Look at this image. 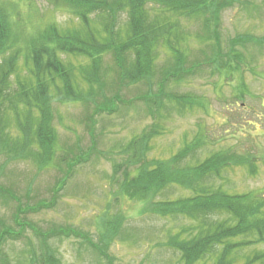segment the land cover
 <instances>
[{
	"label": "trees",
	"instance_id": "obj_1",
	"mask_svg": "<svg viewBox=\"0 0 264 264\" xmlns=\"http://www.w3.org/2000/svg\"><path fill=\"white\" fill-rule=\"evenodd\" d=\"M20 1L30 11L35 8L31 0ZM49 1L71 15L66 26L54 20L28 25L17 11V0H0V155L6 160L32 159L42 169H59L67 161V154L57 155L51 108L55 100H81L93 104L95 110H106L112 96L143 82L147 95H139L149 108L155 110L164 103L176 109L205 108L203 96L179 94L170 88L203 66L216 72L221 81L241 73L240 53L233 47L237 41L231 39L224 51L216 27L220 11L240 0ZM123 13L126 15L119 20ZM189 18H200L203 31L186 29L182 20ZM235 38L242 46H264V36L247 33ZM192 42L199 44L202 58H191ZM105 55L111 58L110 64H105ZM153 79L157 89L149 92ZM242 84L235 85V91H241ZM145 135L143 132L122 150L129 153L126 161L134 168H125L119 181L113 179L115 202L143 201L157 215L185 218L187 223L171 231L163 243L178 252L181 264L263 263L264 251L254 246L264 245V195L259 190H228L217 180H223L224 171L235 166H243L251 175L257 173L259 160L264 165V148L255 153L220 150L196 162L193 155L205 144V137L195 135L170 158L147 161ZM2 168L0 165V175ZM59 185L51 187L49 199L24 207L14 191L0 182L1 202L7 206L17 202L11 214L19 227V231H11L0 216V264H88L63 261L55 243L72 237L94 251L97 258L89 264H114L106 252L108 242L119 232V212L99 215L103 220L102 224L96 221L97 241L71 226L52 224L44 229L20 222L18 214L28 207L36 211L54 207ZM174 186L187 195L174 197L169 190ZM26 227L36 242L22 240L25 244L14 254L7 240L19 239Z\"/></svg>",
	"mask_w": 264,
	"mask_h": 264
},
{
	"label": "rangeland",
	"instance_id": "obj_2",
	"mask_svg": "<svg viewBox=\"0 0 264 264\" xmlns=\"http://www.w3.org/2000/svg\"><path fill=\"white\" fill-rule=\"evenodd\" d=\"M31 1L35 8L30 11L17 0V11L30 22L28 25L54 20L66 26L71 19L68 12L56 5L54 7L49 0ZM243 1L221 10L216 24L224 51L229 48L231 39L237 41L233 47L240 53L238 64L241 73L221 81L216 72L203 66L183 83L170 88L179 94L203 96L205 108L176 109L171 107V103H164L155 110L149 108L147 100L139 95L144 96L147 90L143 82L124 87L114 96L107 93L112 99L107 100L106 110H95L93 104L86 105L81 100L53 101L52 124L58 142L57 155L67 154V161L62 162L59 169L51 166L42 169L32 159L6 160L4 155H0L3 167L0 182L14 191L24 207L25 203L34 205L40 199H49L52 188L60 184L54 207L40 211L28 207L18 214L20 222L37 224L44 229L52 224L71 226L89 233L97 241L96 221L102 224L103 212L110 216L119 212L122 215L119 232L113 241L108 242L106 252L114 264H181L178 252L163 243L169 233L186 224L187 220L157 215L147 210L143 201L122 199L115 202L116 183L113 179L119 181L125 168H134L126 161L129 153L122 150L143 132L149 149L147 161L170 158L195 135L205 137V144L193 155L192 161L196 162L220 150L255 153L256 149L264 148V46L252 43L242 46V42L235 38L247 33L264 36V0ZM125 15L121 14L119 20ZM200 20L189 18L183 19L182 23L191 31H203ZM191 44L194 47L191 58H202L199 44ZM205 53H209L208 46ZM67 58L75 61L72 56ZM104 62L111 63L109 55L104 56ZM240 82L243 83L240 90L244 93L234 89ZM155 84L156 79H153L149 92L156 91ZM157 130L158 134L154 132ZM68 164H71L69 168ZM257 164L258 172L255 174H249L243 166H235L232 170L226 169L224 179L217 181L228 190H259L264 195V165L260 160ZM64 177L63 183L60 182ZM169 190L173 191L174 197L187 195L177 186ZM16 203L13 200L7 206L0 200V216L11 231H19L11 214ZM22 240L36 242L30 228L26 227L19 239L7 240L10 242L9 251L14 254L19 251L20 244H25ZM55 244L65 262L89 264L97 258L94 251L86 250V244L80 246L73 237L62 238ZM254 247L264 251L262 243Z\"/></svg>",
	"mask_w": 264,
	"mask_h": 264
}]
</instances>
